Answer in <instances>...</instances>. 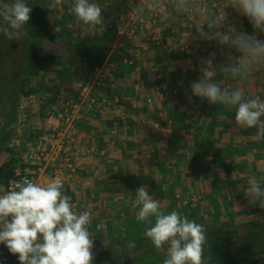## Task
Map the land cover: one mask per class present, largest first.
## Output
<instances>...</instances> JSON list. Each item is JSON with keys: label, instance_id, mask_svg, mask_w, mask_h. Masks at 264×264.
Wrapping results in <instances>:
<instances>
[{"label": "clouds", "instance_id": "1", "mask_svg": "<svg viewBox=\"0 0 264 264\" xmlns=\"http://www.w3.org/2000/svg\"><path fill=\"white\" fill-rule=\"evenodd\" d=\"M62 2L54 0L48 7L56 8ZM228 9L247 17L254 33L248 34L230 24ZM72 11L83 24L105 30L104 10L99 4L74 0ZM31 13L32 7L26 0H0V36L19 40L26 33ZM146 15L195 20L194 30L200 39L215 41L229 50L223 63H214V57L202 61L201 76L192 82L191 94L212 105L234 108L235 125L256 129L252 139L264 141V97L249 95L243 87L257 73H264V39L260 38L264 36V0H222V6L218 0H135L132 12L119 17L118 31L128 27L130 16ZM231 50L239 55H232ZM224 81L233 82V86H224ZM261 179L264 178L251 175L238 187L249 207L264 210ZM136 194L133 207L139 208L137 220L149 225L145 237L156 249L166 248L163 264H205V226L176 210L165 212L147 186L139 187ZM92 219L91 211L77 210L58 178L45 184L28 178L11 181L0 192V244L6 245L20 264H94ZM102 227L97 225V230ZM128 247L134 248L135 244L129 243Z\"/></svg>", "mask_w": 264, "mask_h": 264}, {"label": "crops", "instance_id": "2", "mask_svg": "<svg viewBox=\"0 0 264 264\" xmlns=\"http://www.w3.org/2000/svg\"><path fill=\"white\" fill-rule=\"evenodd\" d=\"M120 2L122 5L115 2L116 8H113L119 14L134 3L128 0ZM108 10V15H105L107 10H104V17H111L109 23L114 24L111 13L115 11ZM232 15H238V12L235 10ZM239 19L242 23L245 22L243 17ZM183 26L178 18L165 19L160 24L166 43L164 47H158L149 40L139 42L141 37L132 39L136 42L135 46L132 44L135 48L132 51V59L136 65L128 66L124 59V72L117 69L113 60L107 61L105 64L109 69L110 80L109 90L106 89L104 94L117 97L123 108L116 109V113L110 112L106 117L97 111H82L81 118L74 123V146L80 150L81 159L77 171L66 176L65 193L73 198L78 211L89 210L93 214L91 231L95 242L109 237L110 230L116 232V237L121 238L135 226L146 224L137 220L139 208L133 207L139 187L147 186L152 198L160 201L163 210L167 211L171 203L168 199V192L173 183L171 171L177 168L173 175L178 174L181 184L174 192H187L194 185L193 177L198 176V165L189 167L187 163L190 155L184 152L185 144L199 139L198 130L206 127L205 123L209 126L212 120H215L217 105L208 103L207 109L204 110L203 104L193 101L190 86L200 78L202 61L211 57V51L209 54L201 52L199 55H188L178 50L177 46H180V42H183L189 32L196 38L192 41L194 47L202 49V45L205 47L210 41L200 39L194 30L195 27L188 29ZM244 29L247 30L248 26ZM113 41L110 43L111 54H117L115 40ZM211 42L217 47L215 41ZM216 49L220 54L219 48ZM223 49L222 55L217 58L225 61L228 49ZM235 53V50H231V54ZM185 80L189 88L185 87ZM262 80L264 73H257L252 81L256 82L257 86L252 87V82L251 88L250 84L243 85L247 94H259L264 97V89L260 88ZM56 99H51V103L46 107L45 117H41L44 107L40 104L32 111L36 114H32L33 121L30 118L20 121L24 127L28 126L26 122L31 123L32 142L41 134L40 129L48 115L49 107ZM220 111L226 112V107ZM118 115L123 119L117 130L113 131L112 120ZM230 136L227 134L225 138ZM14 160L17 161V166L23 167L19 157ZM50 177L48 172L40 177L39 182L45 184L50 181ZM3 191L5 187L0 186V192ZM97 225L103 227L97 230ZM8 251L6 245L0 244V254Z\"/></svg>", "mask_w": 264, "mask_h": 264}, {"label": "rangeland", "instance_id": "3", "mask_svg": "<svg viewBox=\"0 0 264 264\" xmlns=\"http://www.w3.org/2000/svg\"><path fill=\"white\" fill-rule=\"evenodd\" d=\"M121 0H92V2H95L99 4L104 10H107L105 12V15L108 13V9H111V11H115L116 4L115 2H118V5H122L120 2ZM124 1V0H123ZM133 3L131 6L127 7L123 12L128 10H133L135 0H128ZM49 4L54 3V0H47ZM106 2H109L110 4H106ZM74 4V0H63L62 5L58 6L56 8L49 9V14L51 18L56 19V21L65 23V28L68 30L67 33L64 32V28L62 26H58L56 29H59V31H55V40L45 42L43 44L44 50L46 53L55 54L57 58H60L59 61L56 62V64H59V66L66 65L70 68L71 71L76 72L81 68V61L82 54L81 49H79L76 44L79 42H84L81 45H105L107 41V36L110 35L115 40L116 44V51L118 55H123L124 52L128 53L129 50L133 51L135 48L132 47V44L135 43L130 39L129 36H119L116 29L109 28L105 26V30H101V26L96 25H85L82 22H80L75 14L72 11V7ZM218 4L222 6V0H218ZM68 7L71 9L70 13L71 16L65 15L66 13L63 11L62 8ZM55 10L56 12L59 10L57 15L55 16ZM122 11V10H121ZM122 12V13H123ZM116 11L112 14V17H114V20L116 21L117 17H120L121 14L118 12L116 15H114ZM109 14V13H108ZM107 14V15H108ZM232 14H235L234 9H228L227 10V18L228 22L230 24H234L237 28L245 31L248 34H253L254 29L252 28V25L249 23L247 17H244L242 14L238 12V15L233 16ZM114 15V16H113ZM242 15V16H240ZM152 17V22L155 27H157L160 30L159 36L160 41L162 44L158 47H164L165 38L163 36V33H161L160 24L165 21V19L161 18L158 15H146L145 17ZM239 17H243L245 22L242 23V21L239 19ZM107 18V17H106ZM111 18V17H108ZM148 18V17H147ZM180 19L181 25H184L183 27H186L190 29L189 27H195L196 21L190 20L186 17H178ZM82 23V24H81ZM109 23V25H111ZM108 25V26H109ZM248 26V29H244L245 26ZM242 26V27H241ZM191 32H189L188 36L183 38V42H180V46H177V49L181 52H184L189 55L195 53V55H199L201 52L204 53H210L211 51V57H214V60L218 57V55H222L224 49L218 45V43L214 42L215 45L219 48L220 54L217 53L218 50L217 47L212 44L210 41V44L207 46L202 45V49L199 47H194L192 41H194L196 38H193V33L190 35ZM261 39H264V36L260 37ZM148 39L145 37H141L139 42L147 41ZM27 41H28V30L26 27V33L20 37L19 40H8L4 38L3 36H0V126L4 124V121L6 119L7 115V108L9 107L10 102L8 99H6V96L8 93L6 92L7 87H10L12 89V96L13 94H17L20 96L19 100V111H18V121L19 125L17 123L16 132L14 133L13 137L8 140V142L3 141V139L0 140V167L4 165L5 163H9L10 165H14L12 160H14L15 157H22L24 151L26 152V146H28L29 143H32L33 139L30 137L32 134V125L31 123H28V126H21L22 123H20L21 120H30L32 119V114L36 115L35 111L36 107L40 104H43V110L41 117H45V109L46 107L51 103V99L53 98H70L74 95L76 88L78 85L83 81V78L90 76L89 75H83L81 77V80H71L70 82H62L59 80L55 74V69L57 66H53L52 64H46L49 71L45 73L44 75H41L40 79H32V82L30 83L29 87H37L38 84L46 85L48 89L44 93H41L39 95H34L33 97H27L21 94V82L22 79H25L26 77H22V71L25 66L26 62V52H27ZM114 42V41H113ZM137 42V43H139ZM124 46H119V45ZM137 49V48H136ZM176 49V48H175ZM157 53L159 51H156ZM164 51H161L163 53ZM226 52H229L227 50ZM177 54V53H176ZM129 55V53H128ZM191 55V56H192ZM232 55H239L238 53L232 54ZM133 58V55H130ZM161 57V54H160ZM128 58V57H126ZM219 58L215 60L216 64H219ZM105 65V63L103 64ZM103 65L99 66L102 67ZM136 64H134L135 66ZM54 69V70H53ZM120 70V69H119ZM53 71V72H52ZM224 86L231 87L233 82L224 81ZM249 86V84H247ZM257 86L256 82H252V87ZM262 89H264V80H262ZM40 86V85H39ZM187 87V86H185ZM184 87V88H185ZM74 88V90H71ZM189 88V86L187 87ZM249 88H251V83ZM27 90V88L25 89ZM17 91V92H16ZM20 92V93H19ZM11 93L9 94V96ZM218 109L223 110L224 106L217 105ZM227 111L235 110L234 108H227ZM34 118L32 119V121ZM223 120L222 117L218 119V122ZM222 122V121H221ZM30 125V126H29ZM30 128V129H29ZM202 130V129H199ZM198 130V131H199ZM206 131V130H205ZM3 131H1V134ZM5 132H7L5 130ZM237 132H234L231 137V139L234 141V144L241 143L240 139H242L243 147L248 148V152L239 155L235 158L236 162L238 164H245L246 167L242 168L237 176L236 174L233 175L231 173V170H228L227 172H220L219 169H215L212 171V173L209 174V176L205 179L202 176L203 169L202 167L208 166L212 167V154L208 153L204 156L203 160L200 163V166L198 165L199 172L197 173L198 176L193 177V180L195 181L193 184V187H190L187 192L184 190H180L178 192H175V196L173 197L172 203H170V206L168 207L166 212H171L173 210H176L181 213L183 216H187L189 219L195 220L197 223L203 224L208 232V230L214 232L211 234L210 232L207 233L208 239L211 240H219V241H225L226 244L230 243L234 244L236 242L237 244L241 243V239L246 237L244 236V232L250 234L251 237H258L259 239H262L264 242V235L261 236V231H263L264 234V210L260 209L259 207H249L247 204V200L245 198V195L241 189H239V185L245 184L249 176L256 175L257 178H264V151H258L259 145L253 146V143L250 139V136L248 137H241L242 135L236 134ZM244 135V134H243ZM248 138V140H247ZM20 140V143L18 144L17 141ZM7 145V150L3 149ZM216 147L220 149H225V144L221 142V144L218 142L216 143ZM258 152V154H257ZM19 165L17 166L18 169ZM215 173V176H213ZM204 178L205 180H200L201 178ZM235 177L236 181L239 180V182L232 184V185H225L224 181H232L231 179ZM211 178V180H207ZM13 179V178H11ZM9 179V181L11 180ZM190 182V180H188ZM261 182L264 183V179H261ZM209 194H212L214 197L213 199H216L217 206L221 210L222 218H214L215 211L212 205V200L209 199ZM171 195V194H170ZM175 198V199H174ZM188 210L194 211V209H197L192 216V213L186 212L184 213V207L188 206ZM227 208V210L225 209ZM229 211V212H227ZM233 213L236 216L233 217L231 221L227 219V216L229 213ZM221 215L219 217H221ZM191 216V217H190ZM217 220V221H216ZM221 220V221H220ZM231 222L230 224L226 225L225 227L221 225V222ZM149 225L146 223L142 226H135L131 231L128 232V234L125 235V237L118 238L116 237L113 230L108 231L109 237L106 239L102 238L101 240H98L97 242L94 241L95 247L94 251L96 254V259L98 260L99 257L101 258V262L98 263L94 262V264H163V262L154 263L159 257L162 259V256H167L166 248L165 249H156L154 245L151 243L149 239H147L144 235V232L146 228H148ZM208 227V228H207ZM260 233V234H259ZM240 234L241 238H240ZM255 234V235H254ZM259 234V235H257ZM107 235V234H106ZM142 241V242H141ZM140 243L139 249H130L128 247L129 243ZM133 250V251H132ZM228 250V249H227ZM233 251V250H232ZM231 251V252H232ZM125 253L127 255H130V259H126ZM132 255V259H131ZM164 258V257H163ZM254 258L257 260V264H264V254H256ZM158 262V261H157Z\"/></svg>", "mask_w": 264, "mask_h": 264}, {"label": "trees", "instance_id": "4", "mask_svg": "<svg viewBox=\"0 0 264 264\" xmlns=\"http://www.w3.org/2000/svg\"><path fill=\"white\" fill-rule=\"evenodd\" d=\"M28 5L32 7V13H31V19L29 24L27 25L28 30V41H27V52H26V62L24 69L22 71V77H26L25 79H22L21 82V94L24 96L30 97L33 95H39L41 93H44L47 90H50L47 88L46 85L38 84L37 87H29L30 83L32 82V79H40L41 75H44L49 71L46 64H52L53 66H57L55 69V74L59 80L62 82H70L71 80L79 81L81 80V77L83 75H89L92 73V71L104 63H106L109 60H113L116 65L117 69L121 72H124L125 66L123 65V60L126 57H129L128 53L124 52L123 55L118 54H111L112 48L110 46V43L112 42V37L107 36V41L105 45H84L81 48V45L84 42H79L76 44V46L81 49L82 56V63L81 68L76 72H73L70 70L69 67L66 65L59 66V64H56L57 61L60 60V58H57L54 56L55 54H48L44 50L43 44L45 42L53 41L55 40V31L58 26H62L64 28V32L67 33L68 30L65 28V23L56 21V19L51 18L49 14V3L47 0H26ZM63 11L66 13L65 15L71 16L70 13L71 9L66 7L62 8ZM56 12V10H55ZM59 10L55 13V16ZM105 21L110 22V19L107 17L105 18ZM82 24V23H81ZM107 27V25H106ZM220 63L224 62L223 60H219ZM219 63V64H220ZM124 66V67H123ZM133 68V67H131ZM130 68V69H131ZM54 70V69H53ZM53 72V71H52ZM40 85V86H39ZM185 86H189L185 80L184 82ZM27 88V90H25ZM71 90H74L72 88ZM109 90V89H108ZM6 92L8 95L6 96V99L10 102L9 107L7 108V115L6 119L4 121V124L0 126V140L3 139V141L8 142L10 138L13 137L14 133L16 132V127L18 123V111H19V100L20 96L17 94H13L12 96V89L10 87H7ZM17 92V91H16ZM11 95L9 96V94ZM20 93V92H19ZM193 101L195 103H199L203 106L204 110L207 109L208 103L206 100L201 101L199 98L193 96ZM222 117L223 120L218 122V119ZM215 120H212L210 125L208 126L207 123L206 127H204L202 130H199V139H195L191 141L188 145L185 144V151L190 155V159L187 162L189 167H193L196 165L200 166L201 161L203 160L204 156L208 153L212 154V167H202L203 172L202 176L206 179L210 173H212L213 170L219 169L220 172H227L228 170H231V173L235 172L236 176L238 172L245 168V164H238L235 160V158L239 155H242L246 152H248V148L243 147L242 139H240L241 143L234 144V141L229 138H225L227 134L233 135L234 132H237L236 134L242 135L241 137H248L250 136V139L253 143V146H256L257 144L260 146L258 151H264V141H257L252 139V136L256 133V129H243L239 128L235 125V112H221L218 108H216L215 111ZM230 125H233L232 127ZM235 125V126H234ZM5 130L7 132H5ZM206 130V131H205ZM1 131H3L1 134ZM244 134V135H243ZM243 137V138H244ZM248 139V138H247ZM218 144L222 142V144H225V149H220L216 147V143ZM7 150V145L3 148ZM185 153V154H186ZM258 154V152H257ZM20 162L22 160V157H19ZM14 165H10L9 163H5L0 167V186L6 187L9 179L14 178L16 175V171L19 168H22L20 165L17 169V161L12 160ZM177 167V165H174ZM177 168L175 171H171L172 173V180L173 183L170 186V190L168 192V199L172 203L173 201V195L175 194L174 190L175 188L181 186L180 179L178 178V174L173 175L176 173ZM263 176L264 174L261 173ZM215 176V173L214 175ZM232 181H224L223 183L225 185H232L239 180L236 181L235 177L231 179ZM157 188V187H156ZM163 189L161 188V191ZM173 193H172V192ZM171 192V193H170ZM162 194H164V191H162ZM171 194V195H170ZM212 194H209V199L212 200V205L215 211L214 218L221 219V210L216 205L217 201L216 199H213ZM159 198L157 194V199ZM175 199V198H174ZM191 206H185L184 207V213L189 212L188 207ZM227 210V208H225ZM197 209H194V211H190L193 213ZM229 212V211H227ZM221 215V217H219ZM186 216V215H185ZM236 216L233 213H229L227 216V219L231 221L233 217ZM191 217V216H190ZM217 221V220H216ZM221 221V220H220ZM221 222L222 226H226L230 224L231 222ZM208 228V227H207ZM208 230L211 234L214 232ZM207 232V233H208ZM260 234V233H259ZM257 234V235H259ZM240 234V238H241ZM247 235V236H246ZM255 235V234H254ZM263 231H261V236H263ZM244 238L241 239V243L237 244L234 242V244H231L230 241L228 244L225 243V241H219V240H211L208 239V244L205 247V264H257V260L254 258L256 254H264V242L262 239H259L258 237H251L250 234L244 232ZM142 242V241H141ZM140 242V243H141ZM136 243L135 247L132 249H139V244ZM131 249V248H130ZM228 249V250H227ZM233 250V251H232ZM133 251V250H132ZM232 251V252H231ZM126 259H130V255H127L125 253ZM164 257V258H163ZM101 258L95 259L96 262L100 263ZM166 257L162 256V259L160 257L154 262L159 263L163 262ZM132 259V255H131ZM158 261V262H157ZM0 262L4 264H20L18 257L15 255H12L9 251L5 254H2L0 256Z\"/></svg>", "mask_w": 264, "mask_h": 264}, {"label": "built area", "instance_id": "5", "mask_svg": "<svg viewBox=\"0 0 264 264\" xmlns=\"http://www.w3.org/2000/svg\"><path fill=\"white\" fill-rule=\"evenodd\" d=\"M130 12L132 9L121 13V15H127ZM147 17L130 16L128 27L122 29L121 32L118 31L119 17L111 25L105 21V26L116 29L119 36L126 35L131 40L146 37L156 46H160L162 44L158 37L160 30L153 25L152 17ZM129 53L132 55V51ZM125 64L133 66L135 60L132 57L125 58ZM109 80V69L105 64L96 68L90 76L83 78L72 97L57 98L50 105L48 115L40 129L41 134L34 142L28 144L21 160L23 167L19 168L15 177L8 181L5 190L11 181L28 178L39 182L40 177L48 172L51 175L50 180L60 179L64 184V191L66 190V176L73 175L80 165L81 153L74 146L73 136L76 133L74 123L81 118L82 111H97L98 114L106 117L110 112L116 113V109L123 108L117 97L104 94L105 90L109 88ZM122 119L118 115L112 120L113 131L117 130ZM17 143L19 144L20 140ZM2 254L4 253H1L0 256Z\"/></svg>", "mask_w": 264, "mask_h": 264}]
</instances>
